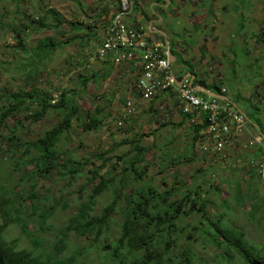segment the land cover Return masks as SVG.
Instances as JSON below:
<instances>
[{
    "label": "rangeland",
    "instance_id": "rangeland-1",
    "mask_svg": "<svg viewBox=\"0 0 264 264\" xmlns=\"http://www.w3.org/2000/svg\"><path fill=\"white\" fill-rule=\"evenodd\" d=\"M110 1L118 4V0H24L22 2L0 0V94L6 92L10 95L31 91L36 87L45 94L57 98L62 91H67L70 99L75 98L78 101L81 114L84 116L88 112H94L96 107H100L103 109L101 115L103 126L89 132L84 130L80 120H76L71 131L64 135L57 147L58 150L76 160L88 161L87 171H91L103 166L104 160H97L95 157L100 154H105V159H110L108 163L111 165H121L119 157L130 149L129 145L122 143L134 138L137 133L145 134L147 137L143 143L146 147H151V153L146 161L149 165L147 180L159 183L163 188L166 185L171 186L175 178L178 181L185 178L187 183L191 184L196 171L202 169L210 182L222 184L221 193L211 194L215 205L210 207L209 212H228L232 224L245 231L248 241L255 245H263L262 213H256L255 218L252 219L250 201L238 205L234 199L238 185H241L243 190L247 188L245 180L248 179L245 178L243 169L233 170L226 168L223 162L215 163L212 154L201 152L199 140L193 148L190 147L192 139L190 124H182L183 114L180 112L179 99L174 90L158 94L149 103H139V112L131 118L124 119V103L132 93L130 91L132 78L126 73L128 66L123 65L115 66L107 80L90 84L86 93L76 96L70 91H79L77 83L79 76L101 70L103 63L107 61L97 57L94 46L98 43L92 41L85 45V41L81 39L84 32L80 33L77 40L53 52L43 61H38V71L31 64L30 57L35 53L40 40L45 37H55L66 41L73 35L66 27L63 29H66L68 34L64 38L53 30L40 29L32 23L34 19H46L48 10L52 8L69 23H82L84 29L90 26L97 27L102 32L117 8L114 4H110ZM136 3L140 6L139 13L144 25L146 16L152 19L150 5L153 0H136ZM202 7L206 8L202 9ZM156 9L164 18L161 23L163 25H160L166 27L169 44L173 48L174 55L177 56V61L172 64L176 75L184 76L190 70L181 59L183 55L190 63L197 62L207 82L225 84L230 75L229 79H234V82H228V88L233 92L239 88L238 83L241 86L246 83L248 88L260 84L261 91H264V74L256 68L257 65L264 66V0H172L169 8L156 7ZM51 22V19L47 20V23ZM153 38L155 42H164V37L159 34L154 35ZM230 65L234 75L229 74ZM28 74L33 76L30 77ZM242 90L241 88L240 91ZM237 102L254 121L259 120L264 130V115L259 118L251 114L250 102L242 99ZM262 108L264 110V105ZM25 116L26 114L14 115L5 122V125H0L1 151H5L10 145L1 142V137L8 135L17 122L20 121L17 136L22 141H31L43 135L63 118L57 113L49 112L42 121L32 124L25 120ZM242 149L241 146L235 147L230 159L235 160L237 154L241 157ZM1 154L0 152V181L6 184L9 197L13 199L20 195L23 189L29 187L26 169L31 171L34 167L30 165L20 170L16 167L14 159ZM180 155L193 159L191 162L183 160L173 167V158ZM168 164L171 167L163 170ZM239 166L243 167L241 164ZM108 169L100 170L96 184L102 176L109 178ZM120 170L121 168L118 167L114 175ZM90 177L91 174H88L86 178L71 183L72 186L67 180L53 174L38 179L37 190L44 196V203L38 205L40 210L36 208L37 215L45 214L50 211L49 209L58 208V210L44 226V228L52 227L51 232L45 231L39 234L35 231V238L40 235L47 238L51 233L55 234L67 225L69 219L77 212L81 201L87 198L88 191L81 189V186L88 182ZM110 199V192L99 196L95 214H99ZM225 200L228 201L230 209L226 207ZM32 212L33 209L30 207L26 211L27 216ZM29 223V229L33 230L36 223L28 220ZM1 225L0 219V227ZM116 233L117 230H113L114 236ZM4 237L9 244L15 245L17 250L33 253L36 249L35 240L24 235L18 225L13 224L6 228ZM101 243H105L103 237ZM86 247L88 252H82ZM76 250L77 260L74 264H106L102 252H97L95 248L89 247L87 242L73 235L60 260L72 258ZM195 250L199 256L210 260L211 264H224L220 258L215 257L213 249L205 250L203 245L198 244ZM224 252L228 254L230 250ZM235 264L240 262L236 261Z\"/></svg>",
    "mask_w": 264,
    "mask_h": 264
},
{
    "label": "trees",
    "instance_id": "trees-1",
    "mask_svg": "<svg viewBox=\"0 0 264 264\" xmlns=\"http://www.w3.org/2000/svg\"><path fill=\"white\" fill-rule=\"evenodd\" d=\"M22 1L24 0H20ZM110 4L118 7L113 1H110ZM139 10L140 6L136 3L134 11L140 12ZM48 19L52 22L47 23ZM32 23L40 29L53 30L62 38L68 34L63 27L73 34L66 41L55 37L40 40L35 53L30 57L36 71L39 70L38 61H43L53 52L77 40L80 33H85L81 39L85 41L86 46L92 41H101L102 32L97 27L84 29L82 23H69L52 8L48 10L46 19H34ZM172 49L171 47V53L175 56ZM114 68L112 61H105L101 70L89 75H80L77 79L79 91L70 92L76 96L86 93L90 84L107 80ZM190 72L196 76L194 86L200 84L193 68H190ZM206 88L221 93V88L216 84ZM66 92L62 91L59 97L53 98L34 87L31 91L0 94V125H5L8 119L19 114H26L25 120L32 124L42 121L49 112L63 116L60 122L34 140L22 141L17 136L20 121L10 129L8 135L1 137V142L10 144L5 151L0 150L2 156L14 159L16 167L20 170L30 165L34 168L31 171L26 169L29 187L13 199L9 197L6 184L0 181V264H74L77 260V250L72 258L60 260L72 235L87 242L88 246L95 248L97 252H102L106 264H211L210 260L196 252L195 246L198 244L203 245L205 250L213 249L215 257L220 258L224 264H235L236 261L240 264H264V244L255 245L248 241L245 231L232 224L228 212H209L210 207L215 205L211 194L221 193L222 184L210 182L205 171H196L191 184L187 183L185 178L181 181L175 178L171 186L163 183L166 185L163 188L161 184L147 180L149 165L146 161L151 153V147H146L143 143L147 135L137 133L134 138L122 143L129 145L130 149L119 157L121 165H111L108 163L110 159H105L106 155L100 154L95 157L97 160H104L103 166L91 171H87L88 161L76 160L58 150L64 135L71 131L76 120H80L84 130L89 132L103 126V109L96 107L94 112H88L84 116L78 101L75 98L70 99ZM247 115L253 120L250 114ZM191 117L183 116L182 124L188 123ZM254 122L264 137L259 120ZM205 127L206 124L190 125L191 148L200 140V131ZM189 158L185 155L173 158L172 166L176 167L183 160L191 162L193 158ZM118 167L121 170L114 175ZM169 167L171 166L168 164L163 170ZM106 168H109V178L102 176L96 184L100 170ZM242 169L248 179L245 180L247 188L243 190L241 185H238L234 199L238 205L250 201L252 219L256 213H262L264 221V184L253 170ZM51 174L67 180L71 186L74 181L77 182L91 174L88 182L81 186V189L88 191V195L85 201H81L77 212L65 227L55 234L51 233L47 238L41 235L35 238V231L39 234L51 232L52 227L44 226L58 210L49 209L50 211L41 215L36 212V208L40 210L38 205L44 203V196L37 190L38 179ZM109 192L111 199L99 214H95L99 196ZM224 203L230 209L228 201L225 200ZM30 207L33 212L27 216L26 211ZM28 220L36 223L33 230L29 229ZM13 224L20 226L22 233L29 239L35 240L36 249L33 253L17 250L15 245L6 241L4 232ZM115 229L117 233L114 236L112 232ZM102 237L105 243H101ZM225 250H230V253H225ZM82 252L87 253L88 248Z\"/></svg>",
    "mask_w": 264,
    "mask_h": 264
},
{
    "label": "built area",
    "instance_id": "built-area-1",
    "mask_svg": "<svg viewBox=\"0 0 264 264\" xmlns=\"http://www.w3.org/2000/svg\"><path fill=\"white\" fill-rule=\"evenodd\" d=\"M135 4L136 0L118 1V7L102 31L101 41L94 46L99 59L111 60L115 66H128L132 93L124 103V119L139 112V103H149L158 94L174 90L181 114L192 116L188 123L206 124L198 142L201 152L212 154L215 163L223 162L226 168L253 170L264 184V137L254 132L232 101L199 93L191 86L190 78L176 75L166 44L153 40L154 33L149 26L140 23ZM219 94L229 97L225 89ZM238 146L258 148L259 157L249 163H243L237 155L235 160L230 159L231 152Z\"/></svg>",
    "mask_w": 264,
    "mask_h": 264
},
{
    "label": "crops",
    "instance_id": "crops-1",
    "mask_svg": "<svg viewBox=\"0 0 264 264\" xmlns=\"http://www.w3.org/2000/svg\"><path fill=\"white\" fill-rule=\"evenodd\" d=\"M204 8H206V7H202V9H204ZM210 8H212V7H210ZM158 13L161 14L160 12H158ZM139 16H140V14H139ZM151 16H153V15L151 14ZM157 19H158V17H157ZM140 23L142 24V19L141 18H140ZM146 24L147 23L145 22L144 25H146ZM161 25H163V24H161ZM161 25L158 24L157 27L160 28V29H163L166 32L167 31L166 27H163ZM147 26H148V24H147ZM154 35H156V34L154 33ZM181 59L189 67V69L193 68L194 73L197 75V80L203 84V85H201V83H200V84H197L195 86H202V87L206 88L207 86H212V85L216 84V85H218L221 88V91H222V89L227 90V95L229 96L230 100L234 104L237 105V107H239L237 100H240V99L245 100V101L251 103V106H249L250 110H251V112H250L251 114H255L259 118L263 117L264 110H263L262 106L264 105V99H263L264 91L263 92L261 91L262 89L259 87L260 84H257V85H255L253 87L248 88L249 86L247 87L246 83H243L242 86H241L240 83H238V87L239 88H237V90L233 92V91H231L228 88V82L229 83L230 82H232V83L234 82V79H229L230 75L228 76V79L226 80L225 84H221V82L220 83L207 82L206 78H204V75L201 74V71L199 70L200 68H199L197 62H195V64L194 63L192 64L187 59H185L183 55L181 56ZM175 61H177V56H174V62ZM256 68H257V71H260L262 74H264V66L263 65H257ZM232 69H233L232 65H230V73L229 74H233L234 75L235 73L232 72ZM126 73L129 74V76H130V73L127 70H126ZM188 73H191L190 70L188 71ZM193 76H194V80H195L196 76L195 75H193ZM184 77H185V75H184ZM241 88L243 89L242 92L240 91ZM213 92L218 93L216 91H213ZM255 96H257V97H255ZM241 110L244 111L243 109H241ZM253 128H254V132H256L258 134H261V131H258L255 127H253ZM247 140L248 139L245 138L244 142H246ZM259 153H260V151H259L258 148H244L243 147L242 155H241V157H238V158H240L243 163H249L251 160H254V159L258 158L259 157ZM237 155H239V154H237Z\"/></svg>",
    "mask_w": 264,
    "mask_h": 264
},
{
    "label": "water",
    "instance_id": "water-1",
    "mask_svg": "<svg viewBox=\"0 0 264 264\" xmlns=\"http://www.w3.org/2000/svg\"><path fill=\"white\" fill-rule=\"evenodd\" d=\"M161 1H163L164 3L163 4H160L158 2H153L150 5V12H151V14L153 16L158 17V19L155 20V19L145 18V22L148 24L149 28L151 29V32H153L155 34H159V35H161V36L164 37V42L167 45V48H168V51H169V62H170V64H173V62H174V56L171 53V47H170V44H169V40H168L167 34H166V32L163 29H160V28L157 27L158 24H161L163 22L164 18L155 9L156 7H158V8H169L170 5H171V3H172V1L171 0H161ZM185 78H190L191 79V82H190L191 83V86L196 91H198L199 93H202V94L211 96L213 98H218L220 100L231 101L230 98L227 97V96L220 95L219 93H215L213 91H210V90H208V89H206V88H204L202 86H194V76L191 73H187L185 75ZM176 82L178 84V80ZM235 106H237V105L235 104ZM239 110L244 115V117L247 119V121L253 127H255L258 131H260L259 126L244 111H242L240 108H239Z\"/></svg>",
    "mask_w": 264,
    "mask_h": 264
},
{
    "label": "flooded vegetation",
    "instance_id": "flooded-vegetation-1",
    "mask_svg": "<svg viewBox=\"0 0 264 264\" xmlns=\"http://www.w3.org/2000/svg\"><path fill=\"white\" fill-rule=\"evenodd\" d=\"M153 2H158V3H160V4H163L164 2L163 1H161V0H153ZM162 9V8H161ZM145 18H149L148 16H146ZM150 19V18H149ZM152 19H155V20H157V17L156 16H152Z\"/></svg>",
    "mask_w": 264,
    "mask_h": 264
}]
</instances>
